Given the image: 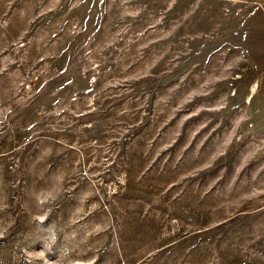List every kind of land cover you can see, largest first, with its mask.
I'll use <instances>...</instances> for the list:
<instances>
[{
    "label": "rangeland",
    "instance_id": "rangeland-1",
    "mask_svg": "<svg viewBox=\"0 0 264 264\" xmlns=\"http://www.w3.org/2000/svg\"><path fill=\"white\" fill-rule=\"evenodd\" d=\"M0 264H264V0H0Z\"/></svg>",
    "mask_w": 264,
    "mask_h": 264
},
{
    "label": "bare ground",
    "instance_id": "bare-ground-1",
    "mask_svg": "<svg viewBox=\"0 0 264 264\" xmlns=\"http://www.w3.org/2000/svg\"><path fill=\"white\" fill-rule=\"evenodd\" d=\"M252 90H254V88H253ZM249 97H250V96H249Z\"/></svg>",
    "mask_w": 264,
    "mask_h": 264
}]
</instances>
